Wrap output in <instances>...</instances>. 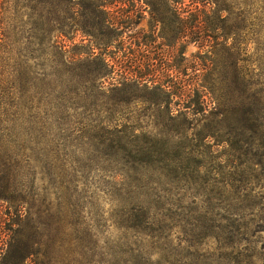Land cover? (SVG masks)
<instances>
[{
	"label": "rangeland",
	"instance_id": "rangeland-1",
	"mask_svg": "<svg viewBox=\"0 0 264 264\" xmlns=\"http://www.w3.org/2000/svg\"><path fill=\"white\" fill-rule=\"evenodd\" d=\"M211 1L75 0L0 109V264H264V0Z\"/></svg>",
	"mask_w": 264,
	"mask_h": 264
},
{
	"label": "trees",
	"instance_id": "trees-1",
	"mask_svg": "<svg viewBox=\"0 0 264 264\" xmlns=\"http://www.w3.org/2000/svg\"><path fill=\"white\" fill-rule=\"evenodd\" d=\"M182 1L185 4L186 0ZM190 1L205 9L210 5L213 10L211 0ZM76 3L75 0H0V109L28 108V103L32 106L37 70L47 77L50 65L56 71L55 67L61 64L56 60L64 54L69 28L67 16L76 10ZM105 9L96 6L93 11L102 13ZM199 27L203 26L189 27L182 21L179 30L182 36L194 34L195 41L204 42ZM200 88L204 87L197 82L194 89L199 91Z\"/></svg>",
	"mask_w": 264,
	"mask_h": 264
}]
</instances>
